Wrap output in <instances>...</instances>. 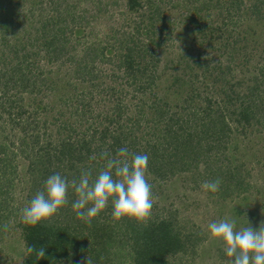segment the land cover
Instances as JSON below:
<instances>
[{
	"label": "trees",
	"instance_id": "obj_1",
	"mask_svg": "<svg viewBox=\"0 0 264 264\" xmlns=\"http://www.w3.org/2000/svg\"><path fill=\"white\" fill-rule=\"evenodd\" d=\"M47 1L51 13L46 12L39 21L35 30L38 35L31 37L28 33L25 40L15 37L13 41L2 36L3 52L16 60L8 67L0 65V71L5 68L0 74V87L5 88L0 92V107L9 120L22 118L25 112L28 119L32 116L27 108L20 105L19 109L20 106H17L22 92L32 101L37 94L50 97L53 92L58 95L59 102L67 100L63 95L64 81L56 75L42 77L40 72H36L37 59L42 51L41 57L47 62H73L70 57L63 58V54L79 44L85 34H81L82 24L88 23L86 17L89 15L85 16L84 11H75L78 0ZM219 1L224 4L222 8L227 19L232 20L236 15L237 21L248 13L254 17L255 23L261 17L264 19V0H257L250 9H241L240 0ZM98 3L100 0L95 2ZM105 7H98L96 14L90 15V18L105 12ZM124 9L136 15L132 19L124 18L119 28L109 29L107 41L112 38L113 41L103 45H100L102 40L88 41L81 49L80 58L71 64L75 83L87 81L96 86L99 97L93 103H103V108L92 113L90 108L79 107L81 104L89 105L85 95L79 94L77 100L80 103L75 105L74 111L80 110V115L74 111L71 113L79 115V120L60 119L54 134L47 131L52 121L43 120L41 123L38 118L26 121L25 132L29 128L35 133L29 135L30 140H23L18 150L23 152L22 158L28 162L26 172L32 179V186L25 196L24 206H14V211L8 208L7 192L14 187L11 175L16 172L17 165L13 164L12 157L17 150L0 144V220L9 219L15 212L24 246L26 243V246L45 249L44 258L37 260L33 253L24 257L23 264H57L61 260L86 264L87 257L92 264H109L115 253L110 251L111 247L125 249L129 254V264H170L171 257L194 252L195 246L203 240V236L198 234L202 232L200 228H185L171 209L164 211L156 202L153 203L150 218L143 223L129 217L114 220L112 206H108L109 215H103V220L96 216L91 218L90 223H85L76 217L71 208L75 200L71 189L69 203L52 217L34 227L21 222L20 210L38 191L43 190L48 176L59 172L71 181L78 179L82 170L91 169L95 178L106 163L100 158L101 152L115 155L119 148L127 147L132 153L149 154L146 178L152 185V194L153 183L179 174L191 176L196 185L220 178L219 191L209 193L222 199L237 196L248 187L242 182L241 174L229 165L223 166L222 161L226 158L225 151L233 133L244 134L253 126L264 131V38L259 54L250 51L256 39L244 33L232 38L230 45L226 43L227 47L230 46L228 65L233 63L237 67L241 59L246 62L251 56L261 60L248 80L251 82L249 87L242 90H232V87L223 91L218 81L228 82L232 75L227 77L222 69L214 75L215 68L210 71L208 67L207 70V59L197 56L192 59L193 64L202 66L197 86L192 84L197 73L192 72L191 66H185L187 70L181 74L172 73L170 86L186 81L191 87H187L178 100L171 102L153 92L160 78V59L156 50L160 40H154L151 33L153 23L162 19L160 6L153 0H124ZM191 19L198 26L196 18ZM210 29L211 33L216 30ZM72 41L74 43L70 44ZM104 64L109 65L103 67ZM9 89L14 91L8 94ZM176 94L179 95V92ZM40 101L41 98L32 104L35 114L40 109H47ZM51 107L54 103L48 105V108ZM88 119L92 122L88 123ZM96 122L101 128L94 126ZM93 156L95 160L91 159Z\"/></svg>",
	"mask_w": 264,
	"mask_h": 264
},
{
	"label": "rangeland",
	"instance_id": "obj_2",
	"mask_svg": "<svg viewBox=\"0 0 264 264\" xmlns=\"http://www.w3.org/2000/svg\"><path fill=\"white\" fill-rule=\"evenodd\" d=\"M153 1L160 6L162 11V19H157L153 23V32L151 33L154 40H160L159 45L156 46L157 56L160 59L158 70L160 78L153 89L156 96L160 98L166 97L167 100L175 102L186 92L188 87L186 81L178 86H170L172 73L181 74L186 72L187 68L185 66H191L193 68L192 72L197 73V76L192 80L193 86H197L198 79L201 78L200 73L202 72V69H199L202 66L193 64L192 61L197 56L207 59V70L210 69L211 71L215 68L213 70L214 75L219 74L221 69L227 77L232 75L228 82L218 81L223 91H228L232 87V90L245 89L251 85L248 80L251 79L250 76L253 70L256 71L261 60L256 56H251L246 62H243L244 59L239 60L240 63L237 67L233 63L228 65L230 46L227 47L226 43L230 45L229 41L231 42L232 38L244 33L245 36L249 35L256 39L255 42H252L253 47H251L250 51L259 54L261 41L264 38L263 17L259 18L257 23L254 22V17L250 16V13H248V16H242L237 21L236 15H234L232 20L227 19L223 11L224 8H222L224 4L219 0ZM240 1L239 7L241 9L242 7H249L250 9L253 4L257 3V0ZM15 2L19 3L14 5ZM95 2H99V0H78L75 7V11H84L85 16L89 15V17H86L88 18V23L82 24L81 34L85 33V37L83 35L79 44L63 54V58L70 57L73 62H70V64L69 62L59 64L58 61L47 62L41 57L42 51H40L37 59L36 72H40L42 77L46 75L51 77L58 76L64 81L65 90L63 95L67 98L66 102H59L57 100L58 95L56 93L54 95V92L50 97L37 94L33 96L36 98L35 101L26 98L27 94L22 92L21 98L17 99V106L21 105L31 112L30 120L38 118L41 123L43 120L52 121L47 129L52 134L55 133L56 125L60 119L72 121L77 118L79 120L80 110L74 111L75 105L80 103L77 100L79 94L85 95V101L89 104L87 107L82 104L79 107L82 106L87 110L90 108L92 113L98 112L100 108H103V103H93L99 97L96 92V86L88 84L87 81H83L81 84H79V81L78 84L75 83L74 77L71 75V64L76 63V59L80 58L79 56L82 55L81 49L88 41L97 42L102 40L100 45L113 41V38L107 41L109 29L119 28L118 25L124 18L131 17L132 19V16L136 15L125 11L124 0H100L98 4H95ZM30 7H34L33 10ZM98 7H105L106 11L90 18V15L96 14L95 11ZM49 9L47 0H0V61L3 63L0 62L1 66L8 67L16 63L15 58H10L8 53L3 52L5 49L2 45V36L10 41H13L15 37L25 40L28 33L31 37H35L38 35L35 30L40 24L39 21L46 12L48 14L51 13ZM192 17L196 18L198 26L194 25ZM210 28H215L216 30L211 33ZM73 43L74 41L70 44ZM3 59L5 61H2ZM8 60H10L9 64L7 63L9 62ZM105 65L109 64H104L103 67ZM4 69L0 71V74H2ZM183 78L187 80L186 77ZM230 84L231 86L229 87ZM168 85L171 88H168ZM4 89V87H0V92L4 91ZM89 89L91 91L88 93ZM172 89H175L174 92ZM13 91L14 89H9L8 94ZM176 92H179V95ZM39 98H41L40 103L46 105L47 109H40L38 114H35L32 111L34 106L32 104L38 102ZM89 98L92 100L89 101ZM53 103L54 107L48 108V105H53ZM101 104H103L102 107ZM21 106L19 109H21ZM1 110L0 107V112ZM73 111L76 114L79 113L78 117L75 113L71 114ZM6 116V113H0V144L7 145L8 149L16 148L17 150L15 156L12 157L13 164L17 165L16 172L11 175L13 176L14 187L7 192L8 208L11 207L12 211H14V206H24L25 196L28 193V189L32 186V179L26 172L28 162L22 158L23 152L20 153L18 149L21 147L23 140H30L28 137L35 133V130L32 131L33 129L29 130L28 128L27 132H25L26 130L23 129L26 121L29 120L26 112L23 113L22 118L15 120H9ZM88 120V123L92 122L90 119ZM94 126L98 129L101 128L98 122H96V125L94 123ZM225 152L226 158L222 161L223 166L229 165L232 169H236L241 174L242 182L247 183L248 186L245 192L237 196L233 195L222 199L216 195H211L209 192L205 193L200 187L201 184L196 185L191 176L186 174H179L166 181L153 183V203L156 202L158 207H163L164 211L167 208L171 209L179 223L185 228H200L202 231L198 232V234L203 236V240L199 245L195 246L194 252L173 256L169 260L170 264H227L229 258L225 255L223 241L212 239L208 233L207 225L213 221L229 218L236 221V230H239L247 227L248 223L253 229H258L261 223L264 222L263 129L253 126L244 134L233 133L228 149ZM74 198L76 199V196ZM109 206H111V202H109ZM103 215H109L108 207L97 216L100 220H103ZM17 222L15 212L12 213L9 219L0 220V264H23L25 246ZM107 223L110 224L109 221ZM4 224L9 225L7 231L3 230ZM86 232L85 230L82 234H86ZM110 251L115 253L112 255L114 257L109 264H129V254L125 249L111 247ZM57 264L72 263L61 260Z\"/></svg>",
	"mask_w": 264,
	"mask_h": 264
},
{
	"label": "clouds",
	"instance_id": "obj_3",
	"mask_svg": "<svg viewBox=\"0 0 264 264\" xmlns=\"http://www.w3.org/2000/svg\"><path fill=\"white\" fill-rule=\"evenodd\" d=\"M100 158L106 163L95 178L91 169L82 170L79 178L71 181L59 172L48 176L43 190L20 210L21 222L34 227L52 217L69 203V189L76 196L71 208L85 223H90L91 218L109 206V202L114 220L129 217L140 223L146 222L153 208L152 185L146 178L149 154L132 153L127 147H121L115 155L101 152ZM221 182L220 178L206 180L200 187L205 193H216ZM261 225L253 229L248 223L247 227L236 230V221L224 218L210 222L207 230L212 239L223 241L225 255L229 258L227 264H264V226ZM8 229L9 225L4 224L3 230ZM24 252L25 257L35 253L37 260L45 257L44 247L26 246L25 243ZM86 264H92L88 257Z\"/></svg>",
	"mask_w": 264,
	"mask_h": 264
}]
</instances>
